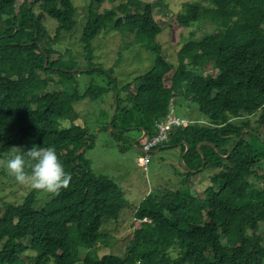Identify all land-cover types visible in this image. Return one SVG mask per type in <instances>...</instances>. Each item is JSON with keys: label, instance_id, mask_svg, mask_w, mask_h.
Wrapping results in <instances>:
<instances>
[{"label": "trees", "instance_id": "16d2710c", "mask_svg": "<svg viewBox=\"0 0 264 264\" xmlns=\"http://www.w3.org/2000/svg\"><path fill=\"white\" fill-rule=\"evenodd\" d=\"M106 1L115 0H88L79 37L83 47L91 51L92 40L103 29H116L134 34L137 42L157 53L150 69L137 75L134 88L124 85L123 95L117 94L112 127L138 129L140 136L144 134L141 140L152 138L154 126L159 129L172 113L166 112L169 98L182 96L189 108L211 123L171 135V144L180 145L179 156L183 143L189 146L183 157L182 182H192V176L207 166L224 169L213 175L215 183L206 187L205 195L181 188L149 192L133 214L149 221L134 226L123 254L95 253L92 246L108 237L99 231L102 218L117 217L127 200L114 180L94 174L90 160L77 151L90 142L88 129L55 126L57 119L74 118L73 102L91 93L94 86L89 85L84 94L78 93L75 83L50 91L46 86L51 76H43L55 71L73 75L75 65L58 57L46 67L45 56L50 58L56 51L53 43L61 34L70 35L67 32L75 28L76 7L72 0H22L20 4L0 0V159L7 160L13 147L20 154L32 147H52L72 176L70 186L59 196H43L28 187L21 202L2 203L0 264H264L261 236L244 234L264 219V189H255L247 180L254 162L264 154V0H208L213 6L209 8L201 1L190 2V16L208 19L216 28L184 42L175 67L159 54L156 37L161 27L150 3L126 0L118 6L123 15L116 16L115 8L100 11ZM211 8L216 11L213 17H209ZM47 18L57 23L54 35L43 22ZM208 65L216 74L202 75ZM85 71L105 72L102 66ZM171 72L167 86L164 79ZM103 90L110 87L98 92ZM244 128L258 132L259 145L240 143ZM228 135H234L238 143L230 156L223 157L235 144ZM200 142L209 143L201 146L203 166L196 148ZM80 247L87 250L84 256Z\"/></svg>", "mask_w": 264, "mask_h": 264}, {"label": "rangeland", "instance_id": "374dc122", "mask_svg": "<svg viewBox=\"0 0 264 264\" xmlns=\"http://www.w3.org/2000/svg\"><path fill=\"white\" fill-rule=\"evenodd\" d=\"M144 3L150 2L152 9H154L153 16L156 22L161 27V32L157 35L156 41L160 45L159 54L165 59L176 63L177 53L180 47L191 36L194 38H201L205 34L212 32L216 25L210 24L206 20H194L189 12L190 2L201 1L206 8L213 7L208 0H142ZM22 0H18L20 4ZM76 7V21L77 24L72 31L67 32L70 35H60L58 41L54 44L56 51L52 52L49 60H55L61 57L63 63H72L75 67L71 69L72 74L66 77L64 74L55 71L54 73L42 74L43 76H51L48 80L46 88L50 91L62 90L65 86L76 84L79 94L86 90L89 85L94 86V90L86 94L80 100L73 102V109L75 111L74 118L57 119L55 126L57 128H68L72 125H80L88 129L89 140L92 145L83 148L85 159L90 160V166L93 173L97 175H104L114 180L120 188L123 189L124 195L128 197H136L135 191L157 190L163 192L164 190L181 188L182 191L192 194H206V187L213 185V175L218 171L223 170V166L209 167L200 170L195 177H192V182L187 184L182 182L178 169H182L180 158H176L175 151L172 147H162L158 151H153L150 154V162L148 164L147 175L137 165L140 151L134 149L129 139H136L140 136L139 130L130 128L122 131L118 128L109 126V121L112 117V104L115 102L117 94L123 95L122 88L124 85H131V89L136 84L135 76L146 72L154 63L157 53L153 51H146L134 37V34L128 32H118L115 30H102L91 42V51H86L83 42L79 41L80 34L86 21L85 7L88 0H72ZM126 0H115L113 3L108 1L100 6V11L105 8H115V15L122 16L123 13L119 9V4H124ZM132 12V7H129ZM216 14L214 9H209V17ZM187 21L188 25H183ZM45 26H47L51 35L55 34L56 22L51 19H45ZM52 47V44H51ZM65 67L69 68L68 66ZM92 66H102L105 72H87L85 70ZM64 69V68H63ZM66 70V69H64ZM202 75L216 74V70L210 65L202 69ZM111 74V77L109 75ZM171 73L166 75L165 84H169ZM109 91L103 90L98 92L101 88H109ZM70 93L74 90L70 89ZM183 98H178L176 101V108L179 116L182 117V122H188V112L191 109L184 106ZM126 103H122L125 105ZM117 106V104H115ZM126 106V105H125ZM124 106V107H125ZM198 110L193 108L191 114H196ZM190 115V114H188ZM260 116V110L257 118ZM254 121V119L252 120ZM193 126V124H190ZM247 128L241 131L242 144L259 145L262 137L257 131L246 132ZM261 130L264 131V121L261 125ZM118 131L120 134L118 135ZM174 127L166 125L161 130V137L165 133H173ZM234 135H228L232 138ZM235 138V137H233ZM125 139V140H124ZM238 139L235 138V144L229 149L227 154L223 157L230 156L235 148ZM186 144L185 142L183 143ZM209 144V143H208ZM142 141L137 143V147H141ZM198 147L201 143L197 144ZM156 147H153V149ZM199 152V149H197ZM80 151V150H77ZM184 155V152L183 154ZM5 159H0V208L3 202H21L22 197L26 194L28 186L18 184L14 178L9 176L5 170ZM202 168V166L200 167ZM251 173L247 177L248 183L252 184L255 189H264V154L257 159L251 167ZM218 183V181L216 182ZM44 196V194H43ZM145 197V196H144ZM143 197V198H144ZM140 203V202H139ZM125 216L128 219H122L121 216L125 214L124 210L118 214L117 217L102 218V226L99 230L101 233L111 231L113 235H120V238L106 239L105 244L95 247V251L99 256L105 253L122 255L126 246V240L133 232L135 225L138 226V221H133V212H126ZM124 217V216H123ZM120 218V219H118ZM125 225L123 226V224ZM76 235V232L73 231ZM246 234L254 237L261 236V243H264V219L256 221L255 228H247ZM226 239L223 238L222 242ZM76 243V239L74 238ZM83 244V243H82ZM112 245V246H109ZM108 246V247H107ZM93 249V250H94ZM84 248L79 249L81 255L84 256ZM82 256V257H83ZM75 264H83L77 262Z\"/></svg>", "mask_w": 264, "mask_h": 264}, {"label": "clouds", "instance_id": "9594fccd", "mask_svg": "<svg viewBox=\"0 0 264 264\" xmlns=\"http://www.w3.org/2000/svg\"><path fill=\"white\" fill-rule=\"evenodd\" d=\"M148 3H150V2H148ZM153 12H154V9H153ZM75 16H76V10H75ZM75 19H76V17H75ZM191 37L194 38V36H191ZM138 43H140L141 46L146 51H152V50L146 49L141 42H138ZM86 51H90V50H86ZM46 59L48 60V62L50 61L48 56L47 57L45 56V60ZM176 64H177V58H176V63L174 64V67ZM94 68H96V67H94ZM137 75L135 76V78L137 77ZM164 84H165V82H164ZM165 85L169 86V84H165ZM70 89H72V88L70 87ZM78 93H79V91H78ZM80 94H82V93H80ZM178 98H183V97L175 94L169 98L168 105H166V112H172V113H176L177 115H179L178 109L176 108V101ZM115 102H116V99H115ZM182 103L184 104V106L188 107L184 99H183ZM114 109H115V103H114V108H113V113H112L111 119H114V116H115ZM189 109L192 110L193 108H189ZM191 110H190V112H188V114H190V115L187 114V116H188V122L187 123H184L181 127H174L173 133L167 132L166 137L162 141L151 145L147 149H145V147L151 142V139L153 137H155L159 131V129L157 127H156V133L153 135L152 138H149L146 140H141L140 138L129 139L131 141L130 143L134 147V149H136L137 151H140L142 153L139 156L140 163L138 161L137 165L142 169V171L146 175L148 172V164L150 162V160L148 158H150V154L153 153L154 150H159L161 148V147L160 148L158 147L159 144H161V146L165 147V148L180 146V145H172L171 144L172 143L171 135L173 136V134L178 129H181L182 127H189L190 124L200 125V126H209V124H211L210 122H208V120L201 113L197 112L196 114H191ZM69 119H71V118H69ZM111 119H110V121H111ZM110 121H109V126L112 127V123L110 124ZM112 122H113V120H112ZM139 141H142L141 147H137V143ZM186 144L185 145L183 144L184 145L183 152L186 149ZM91 145H92L91 142H86L85 145L80 149V151L83 152V148H85L86 146L90 147ZM187 146H188V144H187ZM201 146H200L199 152H201ZM153 147H156V148L153 149ZM188 150H189V146H188ZM188 150H187V152H188ZM201 154H202V152H201ZM83 157H84V152H83ZM181 158L182 157L180 156V161H182ZM84 159H85V157H84ZM180 166L186 167L184 164V160L181 162ZM26 169H30V171H26ZM90 169H91V166H90ZM5 170H6L7 174L9 176L13 177L18 184L26 185V186L30 187L32 190H35L38 192H43V194H48L52 197L59 196L61 190L67 189L70 186V182L72 180L71 174L67 173L65 171L61 161L59 160V158L57 156L55 149L52 147H43V148L32 147L31 149L24 151L23 154H20L19 148L13 147L11 150V153H9L8 159L6 160ZM190 171L192 172V169H190ZM94 174H96V173H94ZM151 191L149 190L147 192V194ZM123 197H124V199L127 200L126 196L123 195ZM130 207H131V203H128V200H127V205L124 208H122L121 210H124L125 213L127 211H130V213L131 212L137 213V210L139 208V204L132 209ZM128 208H130V209H128ZM125 209H128V210H125ZM121 210H120V212H121ZM121 218L122 219H128L127 216H124ZM118 219H120V218H118ZM132 220L138 221V222H140L141 220L149 221L148 217H144L141 220H139V219L135 218L134 216H133ZM124 225H125V223L123 224V226ZM138 225H139V223H138ZM100 229H101V227H100ZM105 233L108 235L107 239L108 238H111V239L120 238V236L123 234L122 233L120 235H118V234L113 235L114 233L111 231H105ZM244 234H245V236H247L249 238H253L250 235L246 234V230L244 231ZM109 236H112V237H109ZM105 242H106V239L102 242H98L96 245L92 246V248L94 249L95 247H97L99 245L105 244ZM126 244H127V240H126ZM75 246H79V244H75ZM109 246H112V245H109Z\"/></svg>", "mask_w": 264, "mask_h": 264}, {"label": "crops", "instance_id": "0c3cea01", "mask_svg": "<svg viewBox=\"0 0 264 264\" xmlns=\"http://www.w3.org/2000/svg\"><path fill=\"white\" fill-rule=\"evenodd\" d=\"M186 127H182L180 130H183V129H185ZM156 133V127H154V132L152 133V135H154ZM200 143H203V144H201V145H204V144H208L207 142H200ZM172 149H174V151H175V157L176 158H180V146H174V147H172ZM156 151V150H155ZM202 155L204 156V154L202 153ZM204 158H202V166L204 165ZM178 171V173L179 174H181L182 172H183V167H182V169H178V168H176ZM193 172H195V170H193L192 169V173ZM197 174V173H196ZM181 176V178L182 179H184V176H182V175H180ZM192 177H195V175L194 176H192ZM149 190L147 189L146 190V192L145 193H143L142 191H135V193H136V197H128L127 198V200H128V203H131V209L132 208H134V207H136L138 204H139V202L142 200V198L145 196V195H147V192H148ZM130 208H128V209H130ZM128 209H125V210H128ZM126 215V213L123 215V216H125ZM123 216H121V217H123Z\"/></svg>", "mask_w": 264, "mask_h": 264}, {"label": "bare ground", "instance_id": "6f19581e", "mask_svg": "<svg viewBox=\"0 0 264 264\" xmlns=\"http://www.w3.org/2000/svg\"><path fill=\"white\" fill-rule=\"evenodd\" d=\"M115 104H117L116 102H115ZM170 118H172V121H171V126H176V125H180V124H183V122H182V118H180V117H178V116H175L173 113H170L168 116H167V118L164 120V121H162V122H160L161 124L159 125V129H161L163 126H164V124L165 123H167V122H169V119ZM132 129V128H131ZM144 135V134H143ZM143 135L142 136H140V137H138V138H142L143 137ZM182 158L184 157V155H182L181 156ZM183 160V159H182ZM182 162V161H181Z\"/></svg>", "mask_w": 264, "mask_h": 264}, {"label": "built area", "instance_id": "2783aa9c", "mask_svg": "<svg viewBox=\"0 0 264 264\" xmlns=\"http://www.w3.org/2000/svg\"><path fill=\"white\" fill-rule=\"evenodd\" d=\"M171 121H172V118H170L169 119V122L165 123L163 127H165L166 125H171L170 124ZM162 128L159 129L157 135L151 139V142L145 147V149L149 148L153 144H156V143L162 141L166 137V133H165L164 137H161V130H162Z\"/></svg>", "mask_w": 264, "mask_h": 264}, {"label": "water", "instance_id": "95a60500", "mask_svg": "<svg viewBox=\"0 0 264 264\" xmlns=\"http://www.w3.org/2000/svg\"><path fill=\"white\" fill-rule=\"evenodd\" d=\"M48 65V60L46 59L45 60V66H47ZM116 110H117V106H115V109H114V114L116 113ZM112 120L113 119H111V121H110V124L112 123ZM201 144H203V143H201ZM201 146V145H200ZM200 146L198 147V145H197V149H199V151H200ZM187 150H188V146H187V144H186V149H185V151H184V155L186 154V152H187ZM201 153V152H200ZM202 155V154H201ZM202 158H204V156L202 155ZM183 158H181V160H182ZM183 161V160H182Z\"/></svg>", "mask_w": 264, "mask_h": 264}]
</instances>
